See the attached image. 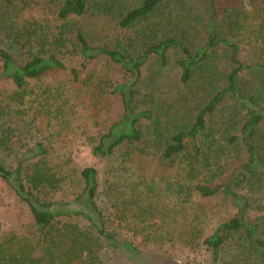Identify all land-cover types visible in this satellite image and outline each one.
<instances>
[{
    "label": "trees",
    "instance_id": "16d2710c",
    "mask_svg": "<svg viewBox=\"0 0 264 264\" xmlns=\"http://www.w3.org/2000/svg\"><path fill=\"white\" fill-rule=\"evenodd\" d=\"M21 1L49 3L66 24L50 50L44 37L34 44L36 32L17 35L16 45L27 48L23 61L0 46L7 99L26 107L43 91L48 105L51 76L82 86L96 77L97 112L84 135L92 154L113 157L128 146L177 168L163 188L151 182L133 190L129 205L148 212L150 196L168 192L179 214L195 199L222 200L232 216L205 237L203 216L160 224L177 222L176 239L204 247L215 264H264V0ZM71 31L74 62L58 53ZM244 44L255 56L243 57ZM6 144L0 132V152ZM49 155L37 143L15 165L0 159V183L30 217L9 231L0 222V264H119L126 253L141 254L118 238L100 207L98 170L85 167L72 181Z\"/></svg>",
    "mask_w": 264,
    "mask_h": 264
},
{
    "label": "rangeland",
    "instance_id": "374dc122",
    "mask_svg": "<svg viewBox=\"0 0 264 264\" xmlns=\"http://www.w3.org/2000/svg\"><path fill=\"white\" fill-rule=\"evenodd\" d=\"M64 23L49 3L0 0V46L13 53L18 61L25 59L27 48L16 45L17 35L36 32L34 44L41 43L38 39L44 37L43 42L50 50L49 43L59 38ZM93 24L89 26L95 29ZM72 31L64 35L66 43L58 50L60 57L67 61L71 59L70 62L76 61L71 54L72 42L67 40L73 35ZM95 41L93 43L99 44L98 40ZM242 48L243 57L255 56L252 45L244 44ZM50 78L54 96L48 105L44 101L47 94L38 91V87H35L38 94L33 105H15L7 99L11 84H1L0 132L6 137L7 144L0 152V159L7 165H15L22 152L41 143L49 150L52 165L72 181L77 180L83 168H96L100 181V207L109 216L110 225L118 238L130 240L141 251L139 255L126 253L116 260L119 264H215L211 253L204 247L192 248L176 239V230L182 227L177 222L173 226L161 225L160 222L180 218L191 224L196 217L201 219L203 216L206 222L201 224L202 236L205 237L232 216L233 210L228 204L219 199H195L183 213L176 214L172 208L176 200L167 192L158 196L159 200L150 196L147 201H154L155 206L151 211L133 208L129 205L133 202V190H142L145 183L151 182L163 183L159 186L163 188L167 178L176 176V166L166 165L154 153L143 154L128 146L120 147L113 157H95L85 143L84 135L90 127L91 117L97 112L94 105L96 77L83 86L73 84L71 78L63 74ZM48 109L51 116L44 114ZM155 191L159 193L158 188ZM147 201L142 202L140 207L146 205L148 208ZM0 222L6 231L22 228L30 222L26 206L4 183H0ZM156 233L157 236L169 233L175 238L155 240Z\"/></svg>",
    "mask_w": 264,
    "mask_h": 264
}]
</instances>
